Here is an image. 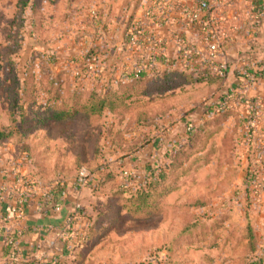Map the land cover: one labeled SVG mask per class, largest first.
<instances>
[{"label":"rangeland","instance_id":"rangeland-1","mask_svg":"<svg viewBox=\"0 0 264 264\" xmlns=\"http://www.w3.org/2000/svg\"><path fill=\"white\" fill-rule=\"evenodd\" d=\"M125 1L0 0V178L72 198L82 264H264V72L197 82V4Z\"/></svg>","mask_w":264,"mask_h":264},{"label":"crops","instance_id":"crops-1","mask_svg":"<svg viewBox=\"0 0 264 264\" xmlns=\"http://www.w3.org/2000/svg\"><path fill=\"white\" fill-rule=\"evenodd\" d=\"M148 3H195V0H148ZM215 8L217 32L226 44L219 61L229 68V79L236 81L234 74L243 67L264 72V0H216ZM198 42L197 48L202 49V43ZM254 79L250 76L249 80L245 77L241 80L250 84ZM11 189V179L0 178V193ZM66 198L59 199L63 210L58 213L48 208L41 211L42 200L38 195L29 204L27 201L23 221L9 215L6 202L0 203V264H56L59 261L71 264L74 252L66 251L65 239L61 238L67 213L72 209V198ZM11 236L19 239V257L12 256L7 245ZM52 240L56 241V246L50 248Z\"/></svg>","mask_w":264,"mask_h":264},{"label":"built area","instance_id":"built-area-1","mask_svg":"<svg viewBox=\"0 0 264 264\" xmlns=\"http://www.w3.org/2000/svg\"><path fill=\"white\" fill-rule=\"evenodd\" d=\"M215 1L216 0H195V3L197 4L195 10L192 12V14L189 17V24L194 25L205 31L206 38L208 40V47H207V56L206 58L202 56L205 63H208L209 60H217L218 53L220 52V49L222 47V44L220 42V35L217 32V27L219 26L218 21L215 16ZM193 50V49H192ZM194 51V50H193ZM190 54H195L192 51H188ZM198 55H200L198 53ZM214 72L216 75L220 77H224L227 72L226 64H220L215 69ZM244 99V97H242ZM246 103L248 104L249 101L247 99ZM9 175H4L6 178H11L13 175L14 180L13 183L16 185L15 189L11 190H5L2 193H0V203L7 204L8 213L10 216L15 218L18 221H23L25 217V207L27 204V192L26 189L24 190V186H22V179L19 177V170L13 169L9 173ZM80 183L85 185L87 183V176H83L80 179ZM23 189V190H22ZM41 199L43 201H49L48 204V210H55L58 213H61L63 210L62 204H57L55 202H51L48 198V193L40 192L39 193ZM65 192H57V198L64 199L66 198ZM41 211H46L47 208L40 207ZM75 220V215L71 212L67 213L66 216V227L68 230L71 231V238L74 237L75 231L72 228L73 222ZM18 237L17 236H11L7 239V244L11 247L12 256L19 257L21 255V250L18 244ZM50 248H53L56 246V241L52 240L49 244Z\"/></svg>","mask_w":264,"mask_h":264},{"label":"trees","instance_id":"trees-1","mask_svg":"<svg viewBox=\"0 0 264 264\" xmlns=\"http://www.w3.org/2000/svg\"><path fill=\"white\" fill-rule=\"evenodd\" d=\"M126 3H132V0H126L125 1ZM139 3L142 2V0H138ZM29 5V0H19V7L20 9L23 11L25 10V8ZM200 33L201 35H203V37H206V33L205 31H203L202 29L200 30ZM219 54L220 52L218 53V58L217 60H209V62L207 63L208 66H205L203 67V69L200 71L199 73V76L200 77H196V80L197 82H206L208 83L209 85L211 86H219L220 88H224V86H229L228 84H230V81H229V76H228V71H229V68H227V72H226V75L224 77H220L218 75H212V73L214 72V69L220 65V61H219ZM227 67V65H226ZM151 71H147V69L143 68V67H140L138 69H135L133 72H132V75H131V79H132V82H134V84L138 83V82H141L143 81L144 79H146L149 75ZM190 75L192 76H195V71L194 72H191L189 73ZM258 74L259 72H257L255 69H249L248 67H245L244 68V71H243V77L245 76L246 79L249 80L250 76H254V78H257L258 77ZM235 77L239 76L237 75V73L234 74ZM189 78H191V76H189ZM237 79V78H236ZM219 95V93H218ZM233 102L232 99H227V97L224 98V96H221L219 98V96L213 100L212 103H215L216 106L219 105V108H221V105H227L229 108H230V104ZM57 192L56 189H54L51 193L48 194V198L50 199L51 202H55L57 204L60 205V202L57 198ZM149 196L147 194H144V193H141V199L140 201L139 200H136L133 205L135 207V211H141L143 208L147 207L149 205ZM42 200V199H41ZM139 201V202H138ZM42 205H39L40 207H45V208H48V204H49V201H41ZM65 231H64V236H62L61 238H64L66 242L64 244V246H66V251L68 253H72L74 252L75 253V250H77L79 248V252H83V250H85L87 247V243L89 241V234H84L83 232L82 233H77L76 230L75 231V234H74V237L71 238V231L68 230V228L66 227V221H65ZM8 245V244H7ZM8 247L10 248L11 250V247L8 245ZM12 252V251H11ZM80 255L79 256H75L73 260H71V264H82V255L81 253H79ZM78 259V260H77ZM44 264V263H43ZM56 264H60V261L57 262ZM65 264V263H64Z\"/></svg>","mask_w":264,"mask_h":264}]
</instances>
